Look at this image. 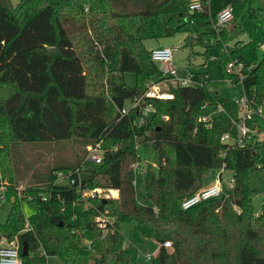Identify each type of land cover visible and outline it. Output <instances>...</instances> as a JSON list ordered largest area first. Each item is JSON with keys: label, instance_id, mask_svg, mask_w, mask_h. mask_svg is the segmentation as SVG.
Instances as JSON below:
<instances>
[{"label": "trees", "instance_id": "trees-1", "mask_svg": "<svg viewBox=\"0 0 264 264\" xmlns=\"http://www.w3.org/2000/svg\"><path fill=\"white\" fill-rule=\"evenodd\" d=\"M190 2L0 0L1 54L22 29L43 15L55 37L52 45L39 49L43 55L32 66L13 70L10 60L16 52L0 64V177L13 180V145L70 141L76 150L71 160L55 161L45 185L24 191L22 199L35 204L27 219L13 192L0 236L17 239L19 264H46L48 256H57L62 264H137L134 243L144 246V238L159 244L149 264H264V202L255 214L254 190L248 184L249 170L257 169L264 154V137L256 139L264 125L257 123L256 134L243 146L221 141L224 133L237 136L233 120L238 108L204 81L176 84L170 98L146 96L148 82L164 77L143 43L165 36L167 26L172 33H186L183 46L189 53L194 46L203 48V55L214 49L227 79L237 80L226 71L228 62L250 66L245 72L252 77L247 90L256 110L264 102V54L258 58V41L241 39L245 29L238 17L247 13L264 30V8L255 0H231L233 26L202 31L195 22L209 20L212 26L217 11L210 13L208 0H201L204 9L189 12ZM90 62L93 72L110 65L103 82L88 81ZM31 67L41 68L40 77H34L37 82ZM125 72L134 73L133 85L125 82ZM135 98L140 99L138 104L127 107L126 102ZM148 104L153 112L143 116L142 108ZM204 105L223 109L207 124L199 120ZM142 117L144 123L139 124ZM148 141L156 151L157 167L147 168L142 176L153 202L143 205L136 198L131 165L141 158L138 149H146ZM97 143L102 151L99 164L86 158L88 147ZM209 169H230L232 188L216 199L180 208V200L202 185V175ZM94 188L116 189L118 195L84 193ZM218 207L221 215L215 213ZM101 214L111 219L105 227L95 220ZM122 221L131 227L133 242L128 244L119 231ZM21 243L27 246L24 256Z\"/></svg>", "mask_w": 264, "mask_h": 264}, {"label": "rangeland", "instance_id": "rangeland-1", "mask_svg": "<svg viewBox=\"0 0 264 264\" xmlns=\"http://www.w3.org/2000/svg\"><path fill=\"white\" fill-rule=\"evenodd\" d=\"M257 7L264 8V0H255ZM220 0H208L209 11L212 13L220 8ZM238 20L241 22L242 26L245 29V34L241 37L243 40L253 39L258 42H264V30L262 26L257 23L253 18L249 16L247 13H243L238 17ZM7 24V23H6ZM234 24V20L229 21L225 26L227 28L232 27ZM8 25V24H7ZM197 29L206 31L211 29V24L207 22L197 20L194 24ZM166 35L160 38L152 39L151 42H146L147 47H151L152 45L160 44L161 46H169L172 48V62L177 70V75H180L181 68H185L187 64L193 60L195 65L193 67L205 66V71L203 73L207 74L209 78L208 85L211 87L213 91H217L220 97L224 99L236 100L239 96L245 94L248 95L247 83L252 80L251 76H243L242 79L236 83L232 84L230 80H228L220 66L216 57V53L214 49H210L208 58L205 64L200 65L202 62V58L200 56H196L197 51H203L199 46H194L193 52L189 53V50L183 46L184 41L183 38L185 36L184 32H171L170 28L167 26ZM14 30L10 33H7L6 37H9L13 34ZM55 40L54 32L52 29V25L46 21L45 15L43 17L38 18L33 21V23L29 24L26 28L22 29L19 35L9 44L6 48L5 52L1 54L0 50V64L4 62L5 59L8 60L9 56L12 52H16L14 57L10 60V65L14 69L16 67L24 68L26 65L32 66L33 63L43 55L39 52L41 47H46L52 45ZM144 42V41H143ZM150 50V49H149ZM13 54V53H12ZM264 52L262 50H258V58H262ZM193 56V59H192ZM188 58V60H187ZM38 62V60H37ZM73 71L77 70L74 65ZM93 66V62H90L88 65V81H92L95 79L97 82L104 81L108 70L110 69V65H106L104 69H96L94 72L91 69ZM33 71V81L37 82L34 77H40L39 69L31 67ZM95 69V68H94ZM86 70V69H85ZM42 72H44L42 67ZM27 77L25 76L24 79ZM124 80L127 84L133 85L134 83V73L125 72ZM149 84V82H148ZM158 85V86H157ZM156 87H158L157 93L162 94L163 96L160 98H168L165 95H172L170 93L171 88L176 85V81L172 78H164L162 81L158 82ZM148 89H149V85ZM91 88V87H90ZM154 92L155 90L152 89ZM126 106H129V102H126ZM260 113H253V119L260 122L261 126L264 125V102L259 106ZM216 109L212 106H209L203 110L205 113H213ZM238 117V114H237ZM264 137L263 132H258L256 135L257 140H261ZM148 145L146 149L144 146H141L138 149L140 153L139 160L140 163H143V169L135 170V190H136V198L140 204L143 205H152L153 202L148 198L145 188L143 175L147 168L154 169L157 167V154L156 151L152 149L151 141L147 142ZM73 143L68 141L66 143L60 144H23V145H13L11 146V151L13 154L12 164L14 165V175L13 180L11 182L7 181V179H0L3 181V186L0 187V223H3L6 219V214L13 200V192L16 197H18L17 202L21 209V212L25 219L31 214L35 212V204L32 201H28L22 199V196H25L24 191L29 189H37L41 188L44 184V179L50 171V168L53 167L54 163L58 159L71 160L72 156H75L76 150L73 148ZM136 144H139L138 142ZM76 146V145H75ZM82 145L79 146V152L82 151ZM73 152V153H72ZM134 162L131 166L135 167ZM141 171H143L141 173ZM220 169H209L204 171L202 175V183L208 184L211 182L213 177H216L220 180L223 191L225 189H231V186H228V182L232 180V171L230 169H222L221 175ZM233 184V182H232ZM248 184L250 189L254 190L252 197V205L255 214H259L261 210L262 203L264 202V154L259 156V161L257 163L256 170H249L248 172ZM199 187L196 189L198 190ZM194 190V191H196ZM193 191V192H194ZM189 194V193H188ZM232 209L234 211H238L235 205H233ZM222 208L218 207L215 210L217 215H221ZM119 231L123 234L125 243L128 244L133 242L131 238V227L127 221L119 222ZM5 237L0 236V246L4 245L6 242ZM137 249L136 255V263L137 264H149L150 259L147 254L145 246L134 243ZM169 249L171 246L168 247ZM234 258H232V262ZM46 264H62L61 260L57 256H48L46 259ZM233 264V263H232Z\"/></svg>", "mask_w": 264, "mask_h": 264}, {"label": "built area", "instance_id": "built-area-1", "mask_svg": "<svg viewBox=\"0 0 264 264\" xmlns=\"http://www.w3.org/2000/svg\"><path fill=\"white\" fill-rule=\"evenodd\" d=\"M204 9V6L201 2V0H191L188 11L194 12V11H202ZM233 18V8L231 6V3L226 5L225 7H221L215 15V18L212 23V28L217 29L220 27H223L226 25L229 21H231ZM259 49L264 52V42L259 43ZM150 56L151 59L157 63L159 70L161 71V74L164 78H172L176 81V84L180 85H192V84H202L203 79L196 76L194 73H189L185 77H180L177 75L178 68L173 65L172 62V48L169 46H157L150 49ZM250 66H244L242 62L239 61H230L227 63L226 71L229 73H233L237 75V80H233L231 78H228V80L231 81L232 84L238 83L243 76H248L245 74V72H249ZM158 82H149V89L146 91V96H155V97H162V94H158L157 90L158 87L156 85ZM155 90L154 92L152 91ZM251 93L248 92V95L245 94L239 96L236 100H234L235 104L238 108V117L237 120H233V123L236 124L238 134L236 137H232L229 133H224L221 136V141L230 143V144H236L238 146H243L248 142L253 134H256L257 132V126H255L258 122L257 120L253 119V113H260V107H258L256 110L251 107ZM166 97L170 98L172 95H165ZM139 98H135L131 101H129L130 107H135L138 102ZM127 106V107H129ZM124 107L122 109V113L126 112V108ZM207 106L204 105L203 108H206ZM221 106L219 109H216L211 113H202L199 116V120L203 121L205 123H209L212 116L218 111L221 110ZM151 112H153V108L151 105H144L142 108V115L148 116ZM264 119V118H263ZM144 123V118L142 117L139 120V124ZM247 123H254L253 127H250ZM264 123V122H263ZM87 159L93 161L96 164H99L102 160V151L100 149L99 143L89 146L88 147V153L86 156ZM143 163L136 162L134 170L143 169L142 166ZM136 172V171H135ZM143 171H141L142 173ZM59 176L61 174L59 173ZM135 181V180H134ZM133 181V182H134ZM73 182V180H71ZM233 180L228 182V186H233L232 184ZM3 181L0 179V187L3 186ZM223 192L222 185L220 183V180H215L212 184L208 186H204L190 194H187L180 200V208L186 210L189 209L201 202L209 201L212 199H216L220 197V195ZM85 194H89L91 196H102V197H116L118 195V190L116 189H102V188H94L90 191L84 192ZM100 227H105L107 222H111V219L101 214L96 217L95 219ZM24 228H27V222L24 224ZM165 247L170 246L169 241L164 242ZM19 244L17 239L11 238L9 240H6L5 244L0 246V264H19L20 263V257H19ZM151 255L153 254H147L148 258L150 259Z\"/></svg>", "mask_w": 264, "mask_h": 264}, {"label": "crops", "instance_id": "crops-1", "mask_svg": "<svg viewBox=\"0 0 264 264\" xmlns=\"http://www.w3.org/2000/svg\"><path fill=\"white\" fill-rule=\"evenodd\" d=\"M220 2H221V0H220ZM220 8H221V4H220ZM219 8V9H220ZM218 9V10H219ZM218 10H216V11H218ZM215 11V12H216ZM210 13H212L211 11H209ZM214 13V12H213ZM209 20H204V22H207L208 24H210L209 22H208ZM196 27V26H195ZM185 33V32H184ZM185 36H186V33H185ZM185 36H184V38H185ZM184 38H183V41H184ZM150 40H152V39H146V40H144V45H145V47L149 50V49H151V48H153V47H157V46H161L160 44H157V45H152L151 47H147L146 46V42H151ZM259 43H261V42H259ZM181 48H183V45L181 46ZM201 50H203L204 51V49L202 48ZM203 51H197L198 53H196V56H194V58H196L197 56H200L202 59V62L200 63V65H203V64H205L206 63V61H207V58H208V54H206V55H203ZM192 59H193V56H192ZM187 60H188V58H187ZM192 65H195L194 63H193V60L190 62V64H187L186 65V67L185 68H181V73H180V77H185L186 75H188L189 73H196V72H204L205 71V66L203 65V66H198V67H193ZM179 70V69H178ZM209 78L207 77V74H206V76H204V78H203V81L206 83V85H208V80ZM152 81V80H151ZM158 86V85H157ZM209 86V85H208ZM209 88L211 89V87L209 86ZM216 93H217V91H215ZM207 108V107H206ZM222 171V170H221ZM221 171H220V173H219V175H221ZM215 180H217V178L216 177H213L212 178V180H211V182H209L208 184H203L202 183V185L199 187V189L200 188H202V187H204V186H208V185H210V184H212Z\"/></svg>", "mask_w": 264, "mask_h": 264}, {"label": "water", "instance_id": "water-1", "mask_svg": "<svg viewBox=\"0 0 264 264\" xmlns=\"http://www.w3.org/2000/svg\"><path fill=\"white\" fill-rule=\"evenodd\" d=\"M230 3H231V0H221V7H225L226 5ZM143 243L149 254H154L159 248L158 242H156L155 240L151 238L149 239L144 238ZM20 253L22 256L27 254V246L25 243H21Z\"/></svg>", "mask_w": 264, "mask_h": 264}]
</instances>
